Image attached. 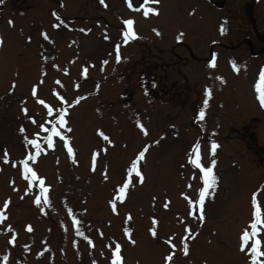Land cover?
Wrapping results in <instances>:
<instances>
[{"label": "rangeland", "instance_id": "rangeland-1", "mask_svg": "<svg viewBox=\"0 0 264 264\" xmlns=\"http://www.w3.org/2000/svg\"><path fill=\"white\" fill-rule=\"evenodd\" d=\"M244 1L235 0V5ZM202 2L159 0L146 5L157 8L158 14L144 16L143 9L133 12L128 6L139 5L140 0H104V4L100 0H3L0 208L5 200L9 204L4 208L6 219L0 222V264H5L4 256L6 264H110V248L116 243L121 245L122 264H164V256L172 251L166 242L169 237L176 245L169 264H251L247 252L251 239L241 251L239 237L244 230H251L253 192L264 222V108L255 90L264 56L238 53L228 60L216 58L214 68L200 66L201 56L209 55L217 33L216 20L204 12ZM253 7L254 19L264 32V0H255ZM129 18L134 21L136 36L124 43L122 21ZM178 33H183L180 40ZM231 33L236 43L249 33L240 16L232 23ZM117 42L119 62L114 51ZM246 48L241 44L237 52ZM170 51L175 57H169ZM213 53L218 55L215 49ZM230 61L238 71H233ZM82 66L87 68L86 76L81 75ZM216 76L224 82L215 80ZM150 80L156 81L157 89H149ZM170 81L175 82L177 91L185 84L190 88L189 93L182 91L188 94L182 110L180 96L164 89ZM200 82L205 83L210 96L203 119L197 120L204 100L202 95L199 106ZM33 84L37 85V97L53 109L51 114L32 95ZM22 107L27 111H21ZM61 107L66 125L56 127L68 138L73 159L68 158L59 136L53 137L52 148L38 140L41 150L36 161L26 163L44 177L49 203L43 204L41 197L42 203L37 205L34 199L39 181H33L26 192L28 182L19 164L36 153L24 138L47 135L39 125L53 127L51 121ZM137 120L147 134L137 127ZM98 129L112 143L104 141ZM248 132L262 149L249 146ZM197 139L205 166L210 162L211 142L218 144L213 168L218 179L205 197L203 223L199 222V206H188V199L195 201L197 189L203 186L199 170L186 158ZM5 150L7 163L3 161ZM94 150L98 155L92 170ZM142 150L144 158L138 167L143 182L131 178L124 200L115 202L114 213L109 204L114 188ZM69 209L92 246L76 234ZM153 218L157 221L155 237L149 232ZM8 225L15 233L11 244L13 232L3 231ZM185 225L196 234H185ZM125 228L134 244L124 235ZM258 228L260 251L264 252V223ZM182 238L188 244L187 256L180 251Z\"/></svg>", "mask_w": 264, "mask_h": 264}, {"label": "snow or ice", "instance_id": "snow-or-ice-1", "mask_svg": "<svg viewBox=\"0 0 264 264\" xmlns=\"http://www.w3.org/2000/svg\"><path fill=\"white\" fill-rule=\"evenodd\" d=\"M127 2H128V0H126V3ZM2 3H3V0H0V4H2ZM100 3L104 4V0H100ZM149 3L158 4L159 0H144V2L139 5V8H134L133 10L139 11L140 9H143L144 10L143 11L144 16H148L149 13L158 14L157 8L146 6ZM128 6L130 8H132L131 3H128ZM52 15L54 17H56L57 20L60 19L55 12H53ZM122 23L125 26V29L122 31V41L124 43H126L130 39L135 38V36H136V33L133 30L134 21H133V19L129 18V19L123 20ZM8 24H9V26H11L13 24V21L11 19H9ZM58 26H59L58 24H53V27H58ZM221 30L223 31V29H221ZM81 31H84V29H81ZM153 32L156 33L157 35L160 34L159 31L155 28H153ZM41 35L44 37V39H46V40L49 39L48 36L46 35V33L41 32ZM182 36H183V33H178L177 40H180L182 38ZM105 38L108 39L107 36ZM29 39H30V37H29ZM0 43H2V41H0ZM119 46H120L119 42H117V44L114 45V51L116 53L117 62H119L121 59V56L119 54ZM215 61H216V54L213 53L211 55V58L208 61V67L214 68L215 67ZM104 63H107V61H104ZM229 63L231 64L233 71H238V68H237L234 61H230ZM52 67L57 68L58 66L56 64H53ZM63 71L65 72V74H67L68 69L64 68ZM86 72H87V68L82 66L81 75L86 76ZM41 74L42 75L44 74L43 68L41 70ZM215 80H217L220 83L224 82L223 77H221V76H216ZM55 82L57 84L60 83L59 80H57ZM14 87H15V83L13 82V85L9 89V91L11 92L14 89ZM255 90L258 94L257 99L260 102V106L262 108H264V66H261V69L259 72V80L256 82ZM31 91H32V95L37 98V102L44 105L47 108L48 113L51 114L53 112V109L51 107H49L47 104H45L44 100L39 99L37 97V85L36 84H33ZM53 93L56 94L55 89H53ZM203 96H204L203 106L199 109V114L196 117L197 120H202L204 115H205V108L208 105V98L210 96V92H209L208 88H205ZM60 99L63 101L62 96L60 97ZM76 102L77 101H73V104H75ZM65 103H66V101H65ZM21 104H23V101H21ZM21 111L26 112L27 109L22 107ZM65 115H66L65 109L63 107H61L58 110V114L56 115V117L51 121V123L54 125L53 127L45 129L44 124L39 125V127L43 131H45L47 133V135L43 136L42 138L37 135V137L35 139H31V140H29L27 137L24 138L27 144H30L32 147H34L36 149V153L31 154L29 156H26L24 159H21L19 161V164L21 166V174L24 177V179H26L28 182V188L25 189L26 192H28L33 187V181H39V183L37 184V188L39 189V191H38V193L34 199V203L37 205H40L42 203L41 197H43V204L49 203V199L46 195L48 192V186H45V184H44V177L38 176L37 172L32 167H29V165L26 163V161L27 160H31L33 162L36 161V155L39 154V152L41 150L40 149V143H38V140L42 139L43 142L46 143L49 148H52L54 146V144H53V137L54 136L60 137V139L63 141V147L67 149L68 158L70 160L73 159V149L69 144L68 138L63 136L62 133L60 131H58L57 127H56V125H58L60 129H63L65 127V125H66ZM29 118L31 119V117H29ZM136 124H137V127H139L140 130L144 134H147V130L143 127V125L139 122V120H137ZM20 131L21 132L24 131L23 127H21ZM97 131H98L99 135L103 138L104 141H106L109 144L112 143V141L109 139V137L103 133V131H101L99 129ZM217 148H218V144L216 142L212 141L211 142V151L209 153L210 162H209L208 166H205L204 164L201 163L199 139H197V141L194 142L190 146L188 151L186 152L187 162L192 166V168L199 170V178L203 184L202 187H199L197 189L198 198L195 201H193L192 199H188V206L190 209L192 208L193 204L199 206V208H200L199 222L200 223H203V220H204L203 205L205 202V197H206V195L209 194V191H208L209 189H213V190L215 189L216 182L218 179V177L213 172V168L216 164V159L214 157V153H215V150ZM97 155H98V151L94 150L91 153L92 170H95V162L97 159ZM143 158H144V151L142 150L135 155V158L132 159L130 164L127 166V168L125 170V174L122 175V177H121L122 182L115 186L114 196L109 201V204L112 206V211L114 213L117 212L115 202L117 200H120V201L124 200L126 190L128 189L129 184L131 182V178H133V176H134L135 178H138L139 182H143V174L138 167L139 162ZM3 161L5 163L8 162L7 150L4 151ZM104 178L105 179L108 178L106 174L104 175ZM10 183H11V181H10ZM257 191H259V189ZM181 195H185V194L182 193ZM8 204H9V201L5 200L4 201V207L0 208V222L4 221L6 219V214L4 212V208H6ZM165 207H167V204H165ZM251 207H252V213H251L252 218L249 222V227L251 230L249 231L246 229L242 232V234L239 237V240H240L239 247H240L241 251H244L245 246L249 243V240L251 239V246L247 248V252L251 254V264H264V261H258V259H257L260 256H264V252L260 251L261 240L258 238V234L260 232V228H258V224H262L264 222L261 221L260 209L258 207L257 193L256 192L252 193ZM40 210L43 212L44 211L43 207H41ZM68 214H69V217L72 219V226H73L76 234L79 236H82L84 238V240H86L88 242V245L92 246V240L84 234V232L81 230V228L77 227V224L79 223V221H77V219L75 218V215L73 214L71 209L68 210ZM192 214L193 213L191 211H189L188 215L191 216ZM130 218L131 217L129 215L127 217V219H130ZM152 223H153V227L149 229V232L152 234L153 237H155L156 236V227L155 226L157 224V221L153 218ZM26 229L28 231L32 230L30 225H27ZM3 231L13 232L12 238H10L8 241L10 244L13 243L14 238H15V233H14V230L12 229V226L8 225V227L6 229H3ZM129 231L130 230L128 228H125L124 229V235L126 237H129L130 242L134 244L135 241L131 240V238L129 236ZM184 232H185V234H191V236H194L196 234V233L192 232V230L187 225L184 226ZM101 235H102V233H101ZM166 242L171 245L172 251L168 252L167 255H165L163 259H164V264H169V262L173 259L174 252L176 250V245L171 243V237H169V239ZM74 244H75V242H74ZM181 244H182V247L180 248V251L183 255L187 256L189 248H188V244L183 240V238L181 239ZM26 247H27V245H25V248ZM120 250H121V245L119 243L115 244V248H110V252H111L110 264H122L123 258L120 255ZM3 261L6 264L7 256L3 257ZM93 264H96V262L93 261ZM205 264H206V262H205Z\"/></svg>", "mask_w": 264, "mask_h": 264}, {"label": "flooded vegetation", "instance_id": "flooded-vegetation-1", "mask_svg": "<svg viewBox=\"0 0 264 264\" xmlns=\"http://www.w3.org/2000/svg\"><path fill=\"white\" fill-rule=\"evenodd\" d=\"M209 5H211L215 11V18L218 26H223V31H220L218 37L216 38L215 46L218 52V58L227 59L232 56L231 53L239 50V47L248 45V48L240 51V52H249L253 53L254 45L257 47L256 51H263L262 46L263 42L254 37L251 32L247 33L241 41L236 43L233 38L232 31V23L236 19L237 16L242 15V11L244 6L247 4L246 2L236 3L235 0H208ZM244 22V19H243ZM246 29L249 30V27L246 22H244ZM235 30V25L234 28ZM260 30V29H259ZM250 31V30H249ZM260 35L264 37V33L260 30ZM249 43V44H248ZM263 52H260V54Z\"/></svg>", "mask_w": 264, "mask_h": 264}]
</instances>
